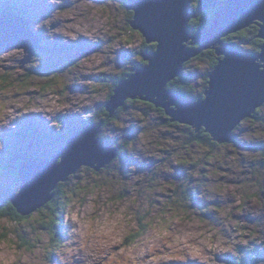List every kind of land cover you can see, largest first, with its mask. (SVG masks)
I'll use <instances>...</instances> for the list:
<instances>
[{"label":"rangeland","instance_id":"obj_1","mask_svg":"<svg viewBox=\"0 0 264 264\" xmlns=\"http://www.w3.org/2000/svg\"><path fill=\"white\" fill-rule=\"evenodd\" d=\"M125 2L61 0L52 20L47 0H0V115L9 121L4 125L0 120V165L12 146L21 144L19 153L52 148L39 146L35 135L34 144L18 139L15 133L22 126L33 124L54 133L60 132L64 121L79 129L104 104L117 77L144 66L137 54L146 43L130 27L133 13L128 15ZM13 6L24 16L6 13ZM190 6L195 8L193 0ZM19 20L27 21L39 36L40 50L26 65L22 61L27 53L13 47L14 41L26 42L15 30ZM61 47L67 52L61 53ZM93 50L97 52L85 55ZM19 53L22 58L13 55ZM209 63L191 61L182 66L195 94L205 91ZM41 68L48 72L39 75L36 71ZM128 108L105 131L100 125L104 139L115 148L122 146L121 157L99 172L81 169L62 187L76 197L71 198L55 241L34 223L49 216L45 208L30 215L34 229L24 221L2 219L0 264L5 252L13 264H25L20 254L31 256L37 249L43 264H86L69 252L78 245V255L86 248L94 253L87 256L91 264H210L188 258L187 253L196 254L198 248L209 251L216 264H231L240 246L251 247L260 258L264 253V105L257 120L242 121L230 132L231 142L218 146L191 144L185 126H164L160 116L144 105ZM131 133L133 139L124 141L123 136ZM10 169L0 171V207L8 195L5 189H18ZM179 176L182 183L176 180ZM138 230L144 235L132 242ZM228 245L232 251H219Z\"/></svg>","mask_w":264,"mask_h":264},{"label":"water","instance_id":"obj_2","mask_svg":"<svg viewBox=\"0 0 264 264\" xmlns=\"http://www.w3.org/2000/svg\"><path fill=\"white\" fill-rule=\"evenodd\" d=\"M220 1L224 3L216 10ZM125 9L133 13L130 27L157 50L142 52L147 65L136 67L117 83L103 105L109 118L128 100H139L163 110L171 123L191 127L196 133L203 130L220 145L231 142L230 131L252 119L264 105V73L258 72L257 64L264 62V0H199L196 9L187 0H128ZM204 11H214L212 23L192 33L189 24ZM19 21L15 30L26 42L14 41L13 47L27 53L22 61L26 65L40 50L39 39L27 21ZM252 25H258L257 38L263 41L258 53L224 46V38ZM206 48L213 49L219 59L213 74H208L203 98L188 101L167 89L168 83L182 76L180 67ZM100 128L87 124L75 130L51 159L20 165L22 186L10 199L18 216L26 218L43 208L54 198L57 185L81 169L99 172L117 159L113 145L99 142ZM132 139V134L124 136L126 141Z\"/></svg>","mask_w":264,"mask_h":264},{"label":"trees","instance_id":"obj_3","mask_svg":"<svg viewBox=\"0 0 264 264\" xmlns=\"http://www.w3.org/2000/svg\"><path fill=\"white\" fill-rule=\"evenodd\" d=\"M199 2V0H193V4L196 5L194 9L197 8V3ZM128 3L125 2L124 3V7H126V4ZM223 4V1H220L216 10ZM10 13V14H16L18 16L23 15V13H21L19 11V7L17 6H13L11 7L9 10H6V13ZM130 14V12L128 13V15ZM24 16V15H23ZM214 19V11H204L203 13H199L197 14V18L192 20L191 23L189 24V29L192 33H194L198 28H201L203 26H209L212 21ZM258 30L259 27L258 25H252L249 28L240 31L238 33L232 34L227 36L226 38L223 39V44L224 46H226L227 48H241L244 45H249L251 47L250 52L252 53H258L260 51V47L263 45V41H261L260 39L257 38L258 35ZM32 31V30H31ZM33 32V31H32ZM34 33V32H33ZM38 39L39 36L38 34L34 33ZM153 44V43H152ZM61 45H59L58 47H60ZM62 47H66V46H62ZM62 47L60 48L61 53L63 52H67L65 50L68 49H62ZM151 48V49H150ZM155 47H151L150 45L147 46L146 45V50L149 51H153L155 50ZM145 49H141V51L138 52V57L140 55L141 57V53L145 52ZM140 58L139 62H142L143 59ZM218 57L216 56V53L214 50L209 49V50H205L202 53H200V55L196 58H194L191 61H206L208 60L210 63V69L212 70L218 63ZM190 61V62H191ZM189 62V63H190ZM147 62H144V64H146ZM189 63H187L186 65H188ZM185 65V66H186ZM36 71V69H35ZM39 73V75L41 74H45L48 72V69H39V71H36ZM133 72V68L130 69L128 72L122 74L121 76L117 77V79L114 81V83L112 84V89L110 90V92L108 93L107 97H106V101H108V99L110 98V96L112 95V91L113 89L116 87L118 81L125 79V77ZM210 73V72H209ZM207 74V73H206ZM206 76V75H205ZM205 76L203 78H205ZM207 79H208V74H207ZM207 79L205 78V83L203 82V86H205V90L207 89ZM167 89H169L171 92L173 93H177L180 94L185 100L188 101H197L199 99L203 98V94H198V93H194V88L192 86V82L190 80V76H188L187 74H184L182 72V76L181 77H177L175 78L173 81H171L168 85H167ZM139 100H128L123 108H119L115 114V117L113 118H109L108 113L106 112L105 108L103 107V103L98 105L97 108L94 110V116L90 117L89 119L85 120L84 122H86L87 124H90L92 126H97V125H101L104 129V131L106 129H108V127L111 125V123H113L115 121V119L117 118V116L120 114V112L122 113L127 111L130 105H137L139 104ZM152 110V109H151ZM261 111V108L257 109L256 114L254 115V117L252 119L257 120V114H259ZM160 119L163 121V125L164 126H173V127H178V125H176L175 123H170L169 120L167 119V117L165 116V114L160 115ZM262 119V118H261ZM264 121V119H262ZM64 123V125L60 124V132H52L46 129L40 130V129H36L33 124H28V127H23L22 126V130H19L18 132H16L15 134L17 135L18 139H26L27 144H34L35 143V139H32V136L35 135L36 139L41 141V145L39 146H46V145H52V148H49L48 151H29L28 153H19L18 152V147H22L21 144L16 145V146H12L9 148L10 152L7 153L6 150H4V152L6 153V159L2 162V165H0V171L3 172L4 170H6L7 168H11L10 171V175L12 177V180L15 181V185L18 186V189L16 192H12L10 191L8 188L5 189L7 192V196L4 194V198L6 196L5 200H1L3 205L2 207H0V220L2 219H6V220H10L13 223H19L20 221H24L28 224H31L32 227V223H29L30 220V216L23 218L17 215L16 210L14 209V207L12 206L10 199L12 196H14L20 189V187L22 186V184L19 181L18 178V171L20 168V165L24 162H28V161H41V160H45L44 158H49L51 156H55L54 154H57L59 152V148L65 143V141L67 140V138L71 135V133L76 130L79 125L76 126V124H73L72 122H64L61 121L60 123ZM81 126V125H80ZM29 127H31L33 129H30ZM186 127L187 131H183L184 133H186L189 137L187 138L188 141L191 144H195V145H212V146H218L217 144L212 142V139L202 131L196 133L195 130L193 128L190 127ZM62 131V133H61ZM102 129L100 130V133L98 135V140L100 143H108L107 139L103 138L102 135ZM103 131V132H104ZM34 132H37V134H34ZM65 133V135L63 134ZM122 155V154H121ZM118 154V158L119 156H121ZM264 156V154H263ZM117 158V159H118ZM116 160V159H115ZM113 160V162L115 161ZM71 178H69L67 180L66 183H59L56 187V189L54 190L53 194H54V198L45 205V207H43V209L45 208L47 211H49V216L48 217H42L44 219H39L36 218V220L34 221L35 224L38 223V225L40 226V229L38 231H44L49 237L51 236V240H54V235L56 236V233L60 232V228L63 225V219H64V215L67 211V208L71 205L72 201L71 198L72 197H76L75 193H71V190H68L67 193L62 191V187H66L68 185V181ZM66 189V188H65ZM83 191V190H81ZM174 193H176V191H173ZM60 201H63V208L62 210L59 209V205H60ZM44 209V210H45ZM41 210V209H39ZM37 210V211H39ZM36 211V212H37ZM42 211V210H41ZM39 213V212H38ZM28 221V222H27ZM60 223V225L58 224ZM32 229H34L32 227ZM37 231V232H38ZM37 232L35 231L34 233V237L37 236ZM144 235L143 231H139L135 233V235L133 236L132 242H134L135 240L139 239L140 237H142ZM34 240V238H33ZM40 241L35 242V245L33 246H37L39 244ZM131 242V243H132ZM24 245H28L27 243H24ZM238 249V256L236 257L237 260H231L230 262L233 261V263L231 264H253L256 263L258 261H260L261 259H263V255L264 253L260 256V258H256V254L255 251L251 248V247H239ZM234 259V258H233Z\"/></svg>","mask_w":264,"mask_h":264},{"label":"clouds","instance_id":"obj_4","mask_svg":"<svg viewBox=\"0 0 264 264\" xmlns=\"http://www.w3.org/2000/svg\"><path fill=\"white\" fill-rule=\"evenodd\" d=\"M47 2H48V6L50 7V9H52L51 10L52 11V20H55V18H56L55 6L57 4H59L61 2V0H47ZM190 2H191V0H189L188 5L190 4ZM38 27H39V25H38ZM73 39H76V37L73 36ZM13 55H16L17 58H22L24 54L19 53V54H13ZM257 64L259 65L258 72L264 73V62L258 61ZM210 74H213V73H210ZM210 91H211V89H209V92ZM105 102H107V101H105ZM261 104H264V103H261ZM0 120H4V125H8V123H9V121L5 120L4 116H2V115H0ZM11 127L14 128V125H12ZM0 130H3V126H0ZM2 150H3V144H0V151H2ZM68 219L69 220L72 219L71 214L69 215ZM235 243H237V241H233V244H235ZM245 243H247V242H245ZM202 248H203V246H202ZM79 251H80L79 245L77 246L76 249H69V252L72 256H76L77 259L84 260L86 262V264H91V261H87V256L94 255V253L87 251V248H86L85 253L83 255H78ZM219 251H232V245H228L226 248H220ZM187 255H188V258L191 260H200L203 262H210V264H216V261L212 257L210 252L206 251V250L202 252L201 248L197 249L196 254L187 253ZM13 256H15V254H13ZM4 257H5L4 258V264H13L12 258H10L8 256L7 252H5ZM40 257H41L40 250L37 249L36 252L34 254H32L31 256H28L24 253H21L18 258L21 260H24L25 264H43V261ZM221 264H223V262H221ZM259 264H264V260L261 259L259 261Z\"/></svg>","mask_w":264,"mask_h":264},{"label":"flooded vegetation","instance_id":"obj_5","mask_svg":"<svg viewBox=\"0 0 264 264\" xmlns=\"http://www.w3.org/2000/svg\"><path fill=\"white\" fill-rule=\"evenodd\" d=\"M128 1V0H127ZM144 43V42H143ZM147 46H151V47H155V44H146ZM146 48V46L144 47L143 45L141 46V49H145ZM151 49V48H150ZM149 49V50H150ZM239 49V48H238ZM146 50V49H145ZM149 50H146V52L148 51L149 52ZM138 101V100H137ZM140 103L139 104H141V105H144V106H146V107H148L149 109H152V111H154V112H156L159 116L161 115V113L162 114H164V112H163V110H161V109H157V108H155L153 105H151V104H149V103H145V102H142V101H139ZM123 112V111H122ZM121 113V112H120ZM166 116V115H165ZM161 117V116H160ZM167 117V116H166ZM167 119L169 120V118L167 117ZM162 123H163V121H162ZM191 128V127H190ZM202 131V130H201ZM131 134H134V133H131ZM209 136V135H208ZM210 137V136H209ZM123 138H124V136H123ZM124 141H126V140H124ZM213 142V141H212ZM213 143H215V144H217L218 145V143H216V142H213ZM234 143V142H233ZM114 146V145H113ZM117 146V145H116ZM117 149H118V151H119V155H121L122 154V146H119V147H116ZM263 154H264V152H263ZM263 154H262V156H263ZM121 156H119V158H120ZM264 157V156H263ZM118 158V159H119ZM182 169V168H181ZM104 171V170H103ZM177 180V182H181V180H182V178H181V176H179L178 177V179H176ZM174 181V180H173ZM182 183V182H181Z\"/></svg>","mask_w":264,"mask_h":264},{"label":"bare ground","instance_id":"obj_6","mask_svg":"<svg viewBox=\"0 0 264 264\" xmlns=\"http://www.w3.org/2000/svg\"><path fill=\"white\" fill-rule=\"evenodd\" d=\"M224 3V2H223ZM219 4V3H218ZM71 6V5H70ZM221 7V6H220ZM220 7L217 9V10H219L220 9ZM210 48H206V49H204V50H202L201 51V53L203 52V51H205V50H209ZM156 48H155V50H153V51H149L150 53H155L156 52ZM213 50V49H212ZM240 50H243V49H240ZM243 51H246V50H243ZM247 52H250V51H247ZM145 65H147V63L145 64ZM180 69H182V67H180ZM211 72V71H210ZM126 79V78H125ZM122 80H124V79H122ZM121 80V81H122ZM169 84V83H168ZM173 93V92H172ZM174 94H177V93H174ZM180 95V94H179ZM181 96V95H180ZM263 105V104H262ZM238 125H240V124H238ZM238 125L237 126H235L233 129L235 130V128L236 127H238ZM231 132V131H230ZM230 138V137H229Z\"/></svg>","mask_w":264,"mask_h":264}]
</instances>
